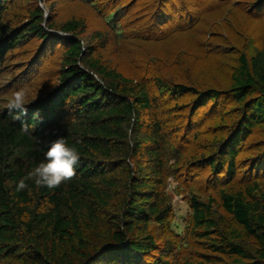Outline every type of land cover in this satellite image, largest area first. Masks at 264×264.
<instances>
[{"label": "trees", "instance_id": "16d2710c", "mask_svg": "<svg viewBox=\"0 0 264 264\" xmlns=\"http://www.w3.org/2000/svg\"><path fill=\"white\" fill-rule=\"evenodd\" d=\"M21 1L27 5L20 9L17 0H0V69L32 40L60 49L50 64L56 70L51 83H40L27 116L15 121L6 106L0 108V264H264V182L237 179L243 145L264 127V47L240 56L227 92L161 78L153 84L128 77L108 57L109 48L126 37L119 10L102 14L106 26L93 31L82 16L59 25L54 5L46 16L36 0ZM155 2L154 26L143 25L148 31L173 16L164 9L168 0ZM186 17L188 28L200 22L189 12ZM165 94L176 106L163 107ZM183 96L193 99L190 120L223 97L233 99L242 114L229 136L215 137L213 151L197 144L188 159L176 146L171 116L184 108ZM60 136L77 148L80 166L59 187L38 188L29 173ZM182 162L209 167L225 179L205 195L188 188L185 234L173 228L168 192L171 178L179 183ZM21 180L27 187L17 191Z\"/></svg>", "mask_w": 264, "mask_h": 264}, {"label": "rangeland", "instance_id": "374dc122", "mask_svg": "<svg viewBox=\"0 0 264 264\" xmlns=\"http://www.w3.org/2000/svg\"><path fill=\"white\" fill-rule=\"evenodd\" d=\"M17 1L20 9L22 4L27 5L21 0ZM38 1L46 16H49L50 7L54 5L53 20L59 25L71 17L82 16L88 20L93 31L106 26L104 17L112 11L117 9L125 14L120 18L121 25L126 28L125 41L118 48L112 45L108 57L128 77H143L153 84L156 78H161L171 84L202 89L213 87L227 92L231 85V73L240 56H251L256 48L264 47V0H168L164 9L168 8L173 14L171 20L149 31L146 28L154 26L153 13L158 11L155 0H99L102 5L96 7L80 0ZM186 12L200 22L188 28ZM182 13L185 19L181 17ZM13 24L16 26L18 22L15 20ZM144 24L148 25L144 26L145 29ZM52 31L59 33V29ZM59 49V45L46 46L38 40L16 49L0 69V108L6 106L13 90L22 87L30 100L38 96L39 87L43 86L40 83L48 80L51 83L50 78L56 72L55 66L50 64ZM32 60L35 62L30 66ZM223 98L217 105L211 103L197 111L191 120L188 116L193 100L191 96L180 98L184 108L171 112L177 132L175 143L182 149L185 159L189 158L197 144L204 149L207 147V152L213 151L215 137L229 136L230 127L240 120L242 114L239 105L230 97ZM161 100L164 108L176 106L175 100L168 94L163 95ZM189 123L191 126L187 130L184 126ZM238 163L237 179L240 183L247 184L254 180L264 182V127L254 129L252 136L246 140ZM257 164L259 167L254 169ZM179 168L183 172L179 183L171 178L168 192L173 197L176 213L173 228L185 234L191 215L188 188L205 195L225 183V179L209 167L190 168L182 162ZM179 188L182 195L176 193ZM149 261H153V257Z\"/></svg>", "mask_w": 264, "mask_h": 264}, {"label": "clouds", "instance_id": "9594fccd", "mask_svg": "<svg viewBox=\"0 0 264 264\" xmlns=\"http://www.w3.org/2000/svg\"><path fill=\"white\" fill-rule=\"evenodd\" d=\"M32 102L25 88L22 87L10 93L6 107L12 119L20 121L27 116L28 107ZM22 130L27 133L29 126L26 123L23 124ZM80 163L81 157L77 148L60 136L48 143L44 159L29 173L28 178L33 180L38 188L55 189L76 175ZM26 187L25 181L21 180L17 185V191L24 190Z\"/></svg>", "mask_w": 264, "mask_h": 264}]
</instances>
